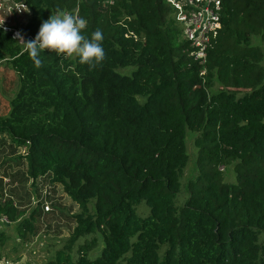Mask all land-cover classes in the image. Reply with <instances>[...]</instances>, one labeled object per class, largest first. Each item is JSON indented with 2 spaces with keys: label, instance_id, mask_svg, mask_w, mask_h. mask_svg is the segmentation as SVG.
Masks as SVG:
<instances>
[{
  "label": "trees",
  "instance_id": "trees-1",
  "mask_svg": "<svg viewBox=\"0 0 264 264\" xmlns=\"http://www.w3.org/2000/svg\"><path fill=\"white\" fill-rule=\"evenodd\" d=\"M22 1L24 41L51 14L77 9L84 35L102 30L106 53L89 70L45 50L36 68L0 28V64L19 80L0 115V170L36 193L40 180L61 186L78 207L46 264H264V0H222L204 66L190 57L167 0ZM189 134L197 174L182 197ZM19 162L24 169L11 174ZM219 166L231 167L235 182ZM12 188L4 198L0 180V216L32 243L58 203L28 213Z\"/></svg>",
  "mask_w": 264,
  "mask_h": 264
},
{
  "label": "rangeland",
  "instance_id": "rangeland-1",
  "mask_svg": "<svg viewBox=\"0 0 264 264\" xmlns=\"http://www.w3.org/2000/svg\"><path fill=\"white\" fill-rule=\"evenodd\" d=\"M1 1V0H0ZM20 1V0H18ZM13 17V15H12ZM8 16L0 12V21L6 22V26H14L13 29H21L24 27L28 20V14L21 17ZM253 44L257 47L262 46L260 40L254 38ZM130 69L117 70L119 74L128 75ZM19 90V80L16 74L12 71V68L6 62L0 64V115H7L10 109L9 102ZM195 136L189 134L186 139V149L189 156V163L183 173V190L182 197L186 196L185 186L189 179L196 177L197 167L196 158L197 150L194 147L193 140ZM8 152V150H7ZM20 153H22L20 151ZM19 154V153H17ZM22 162L18 164L13 163L11 174L13 172L20 173L23 168ZM6 167L1 168L4 172ZM217 170L223 175L225 182H235V174L231 167L219 166ZM2 172V174H4ZM23 178L19 176L16 186L12 188V194L17 204L19 202L29 213V211L35 209V203L37 199V193L34 192L30 183L25 186L22 184ZM7 193L10 194V189H7ZM52 201H57L58 215L56 217L48 219L44 218L42 222V229L38 237H36L32 243H25L20 241L18 233V222L6 227H0V232L4 233L5 241L2 247H0V264H46L54 255L55 251L61 247L65 241L68 240L71 234L72 220L71 217L78 213V207L74 205L69 198L63 193L61 186H53ZM69 218V220H67ZM82 242V240H80ZM100 253V249L92 252L91 257L95 258Z\"/></svg>",
  "mask_w": 264,
  "mask_h": 264
},
{
  "label": "built area",
  "instance_id": "built-area-1",
  "mask_svg": "<svg viewBox=\"0 0 264 264\" xmlns=\"http://www.w3.org/2000/svg\"><path fill=\"white\" fill-rule=\"evenodd\" d=\"M109 1L111 2L112 0ZM167 3L173 10L176 23L181 28L182 39L188 45L190 57L199 65L204 66L208 50L215 44L221 30L222 0H167ZM0 12L11 17L12 15L13 17L14 15L15 17H21L28 14L27 6L22 0H1ZM69 13L78 15V10L76 9ZM5 23L0 21V28L10 32L12 38L16 39V34L20 33V30L5 26ZM29 40L30 38H26L25 42ZM204 73L205 71L202 70L201 75ZM20 151H18L19 154H25L24 148L20 149ZM0 180L5 186L4 198H7L9 197L7 189L15 187L16 184L12 185L10 179L5 177L1 170ZM40 181L35 206L40 207L45 215L52 212L51 198L53 187L48 184L41 186ZM10 225L11 223L6 216H0V227Z\"/></svg>",
  "mask_w": 264,
  "mask_h": 264
},
{
  "label": "clouds",
  "instance_id": "clouds-1",
  "mask_svg": "<svg viewBox=\"0 0 264 264\" xmlns=\"http://www.w3.org/2000/svg\"><path fill=\"white\" fill-rule=\"evenodd\" d=\"M86 27V19L58 10L41 23L34 39L25 42L20 33L15 38L24 46L36 68L42 67L41 53L48 50L57 56L78 58L81 65L86 64L93 70L106 58L102 45L104 35L97 28L89 38L83 34Z\"/></svg>",
  "mask_w": 264,
  "mask_h": 264
}]
</instances>
